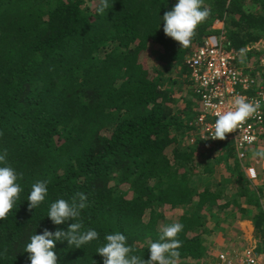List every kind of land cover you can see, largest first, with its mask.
<instances>
[{"label": "trees", "instance_id": "trees-1", "mask_svg": "<svg viewBox=\"0 0 264 264\" xmlns=\"http://www.w3.org/2000/svg\"><path fill=\"white\" fill-rule=\"evenodd\" d=\"M99 3L0 0V151L24 188L0 220V264H30L29 237L71 223L54 225L51 203L81 192L83 230L95 228L100 241L58 242L59 264H103L96 248L115 231L147 260L162 226L174 222L184 225L175 264H208V238L227 217L251 221L264 257V186L242 173L254 146L239 161L226 140L211 151L189 144L200 104L184 64L221 21L224 41L240 53L237 67L261 77L264 0H203L210 15L186 48L160 20L176 0H110L103 14ZM43 179L48 196L30 211L31 185Z\"/></svg>", "mask_w": 264, "mask_h": 264}, {"label": "clouds", "instance_id": "clouds-1", "mask_svg": "<svg viewBox=\"0 0 264 264\" xmlns=\"http://www.w3.org/2000/svg\"><path fill=\"white\" fill-rule=\"evenodd\" d=\"M110 9V0H100L98 13L103 14ZM210 15V10L203 7V0H176L171 10L160 16L163 22V32L167 37L186 48L190 46L197 26ZM161 23L159 24V28ZM243 52V50H241ZM262 107V102H252L244 96H237L234 107L217 113L214 131L210 137L223 140L226 134L238 129L242 122L252 118ZM255 137L248 139L251 144ZM244 157V152L239 153ZM252 157L264 160V150L257 147ZM255 175V169H250ZM23 174L7 163V152L0 151V220H3L13 210L20 194L24 191L20 181ZM49 180H38L31 185L27 197L29 210H36L48 196ZM89 206L88 197L84 193H77L70 199L59 198L51 203L47 217L54 225L68 224L67 229L57 228L51 231L45 228L42 234H32L24 246L23 252L29 254L30 264H59L56 254L58 242H67L68 247L82 248L83 245L93 241H100V233L95 228L83 230L81 215ZM182 223L174 222L162 226L158 239L151 242L148 250L149 259L145 260L132 254V247L127 236L115 231L106 234L103 242L96 248L97 254L103 258V264H175V259L180 256L179 249L182 241L177 237L183 231Z\"/></svg>", "mask_w": 264, "mask_h": 264}, {"label": "built area", "instance_id": "built-area-1", "mask_svg": "<svg viewBox=\"0 0 264 264\" xmlns=\"http://www.w3.org/2000/svg\"><path fill=\"white\" fill-rule=\"evenodd\" d=\"M213 29L218 33L206 38L201 46L194 48L184 59L189 81L200 104V114L194 122L196 132L188 142L193 145L197 139L201 143L215 146L220 139L210 135L214 131L217 113L233 108L237 96H244L252 102L259 100L262 102L261 109L223 139L231 142L241 161L247 151L258 143L264 130V81L237 67L240 53L224 41L223 22L216 21ZM251 137H255V140L249 144L248 139ZM240 152H244L243 158ZM249 174L251 178L254 177L250 170ZM209 264H264V257L249 245L239 253L220 252Z\"/></svg>", "mask_w": 264, "mask_h": 264}, {"label": "rangeland", "instance_id": "rangeland-1", "mask_svg": "<svg viewBox=\"0 0 264 264\" xmlns=\"http://www.w3.org/2000/svg\"><path fill=\"white\" fill-rule=\"evenodd\" d=\"M259 49H262L264 45H258L257 46ZM244 68L247 69V66ZM217 155V154H216ZM215 155V156H216ZM253 158V159H252ZM244 164L249 163L255 165L256 167H260V164L258 161L255 160V157L250 156L249 159L244 160ZM219 171H222L223 166L217 167ZM253 184H255L253 182ZM258 184V183H257ZM255 186V185H254ZM232 189L228 188L226 189L225 194L226 195H231L232 196ZM166 216V222H169L171 218L174 216V213L167 212L165 214ZM228 218V217H227ZM226 218V224H223V230L221 231H216L213 232V234L208 238L209 242H211L210 245V258L208 259V264L214 261L215 257L220 253V252H235L239 253L242 250L240 248L246 247V246H254L256 245L255 239H253V232H250L249 226L243 222L241 223L240 220H237L235 218ZM237 221H240V223H237ZM209 228L211 229V224L208 225ZM247 230V232H245ZM247 233V234H246ZM248 240H246V239ZM245 240L247 243H245Z\"/></svg>", "mask_w": 264, "mask_h": 264}, {"label": "crops", "instance_id": "crops-1", "mask_svg": "<svg viewBox=\"0 0 264 264\" xmlns=\"http://www.w3.org/2000/svg\"><path fill=\"white\" fill-rule=\"evenodd\" d=\"M262 45H264L263 44V42L261 43ZM260 44V45H261ZM259 70H258V73L259 74H261L260 76V78L262 79V81H264V78H263V76H264V58L260 61V64H259ZM263 136H264V130H263V132H262V134H261V137H260V140L258 141V143L254 146V149H256L257 147H259V148H261L262 150H264V139H263ZM202 145H204V147L205 148H207L208 150H210L211 151V149L212 150H214L215 148H216V145L215 146H211V145H209L208 143H202ZM233 147V146H232ZM233 149H234V147H233ZM251 149V148H250ZM249 149V150H250ZM235 154H236V152H235ZM237 157V156H236ZM238 159V158H237ZM249 159V158H248ZM253 159V158H252ZM255 160L256 161H258L259 162V164H260V166H261V168L260 167H256L255 165L253 166V164H249V163H246L245 165H244V169L242 170V173H243V175H244V177H245V180H247L248 182H249V184L252 186H264V161L263 160H259L258 158H255ZM242 161V160H241ZM242 164H244V162L242 163ZM250 169H255V175H254V177L253 178H251L250 177V174H249V170ZM234 182V181H233ZM253 182L255 183V184H253ZM258 183V184H257ZM228 186H234V184L233 185H231V184H229ZM241 221V223H243V222H245L248 226H249V230H250V232H253V225H252V223H251V221H249V220H240ZM240 221H237V223H240ZM243 221V222H242ZM245 232H247V230H245ZM247 234V233H246ZM253 236V235H252ZM246 239V238H245ZM253 239H254V237H253ZM247 240V239H246ZM246 240H245V243H247L246 242ZM248 241V240H247ZM247 247V246H246ZM256 247V245H254L253 246V248H255ZM244 248V247H243ZM242 247L240 248V250H242L243 249ZM256 249V248H255ZM256 251V250H255ZM262 256V255H261Z\"/></svg>", "mask_w": 264, "mask_h": 264}]
</instances>
